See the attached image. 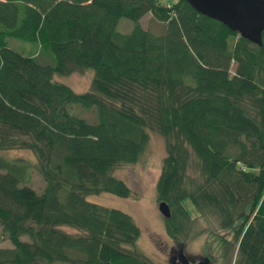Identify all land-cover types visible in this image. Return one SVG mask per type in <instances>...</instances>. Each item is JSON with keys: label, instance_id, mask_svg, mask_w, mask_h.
<instances>
[{"label": "trees", "instance_id": "16d2710c", "mask_svg": "<svg viewBox=\"0 0 264 264\" xmlns=\"http://www.w3.org/2000/svg\"><path fill=\"white\" fill-rule=\"evenodd\" d=\"M147 11L161 32L140 25ZM85 68L84 91L52 78ZM147 129L164 143L154 196L169 207L166 234L179 245L212 235L222 254L235 247L234 264H264V30L254 43L187 0H0V151L35 157L0 154L11 244L0 264H155L134 247L129 214L86 198L130 194L112 170L138 158Z\"/></svg>", "mask_w": 264, "mask_h": 264}, {"label": "rangeland", "instance_id": "374dc122", "mask_svg": "<svg viewBox=\"0 0 264 264\" xmlns=\"http://www.w3.org/2000/svg\"><path fill=\"white\" fill-rule=\"evenodd\" d=\"M138 21L143 28L155 34L163 29V22L155 18L149 11L143 13ZM132 24L133 21L130 18L122 16L118 18L115 27L118 31L126 32ZM7 44L16 49L33 50L31 44L14 38H7ZM92 74L93 70L91 68H85L82 71H73L68 74H54L52 78L67 84L74 91L80 92L88 88ZM68 108L70 112L85 118L89 122L96 120L94 106L84 108L73 103L69 104ZM147 134V141L138 158L133 162L120 164L112 170L114 176L122 179L127 184L131 190L130 194L122 197L109 192H99L88 194L86 198L129 214L139 228V236L134 242V247L155 264H169V247H175L178 243L166 234L163 224L164 218L157 210V200L154 196V184L159 172L161 158L164 155V143L161 134L156 130L147 129ZM0 154L9 158L19 156L31 164L35 163V157L29 149H5L0 151ZM29 173L27 185L33 188L35 192H40L44 181L33 166L30 167ZM66 229L74 231L71 227ZM21 238L26 239V235H21ZM211 238H213L212 235H200L185 240L181 246L189 255L208 254L218 264H234L235 247H228L222 254L223 248L216 246L217 243ZM10 245L9 240L0 230V246ZM128 247L132 248L131 245H128Z\"/></svg>", "mask_w": 264, "mask_h": 264}, {"label": "water", "instance_id": "95a60500", "mask_svg": "<svg viewBox=\"0 0 264 264\" xmlns=\"http://www.w3.org/2000/svg\"><path fill=\"white\" fill-rule=\"evenodd\" d=\"M193 7L224 23L238 35L259 44L264 30V0H187ZM157 210L163 218L169 217L167 203L157 201ZM181 264H191L181 253Z\"/></svg>", "mask_w": 264, "mask_h": 264}, {"label": "flooded vegetation", "instance_id": "af4514ba", "mask_svg": "<svg viewBox=\"0 0 264 264\" xmlns=\"http://www.w3.org/2000/svg\"><path fill=\"white\" fill-rule=\"evenodd\" d=\"M178 247V248H176ZM168 262L169 264H181L179 260V256H181V253L185 256V258L191 263V264H218L217 261H214V259L210 255H199V254H188L184 251L183 247L179 244L177 246L169 247L168 250Z\"/></svg>", "mask_w": 264, "mask_h": 264}]
</instances>
